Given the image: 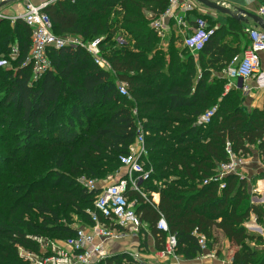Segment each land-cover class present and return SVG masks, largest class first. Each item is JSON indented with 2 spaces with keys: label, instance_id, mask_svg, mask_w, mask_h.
Instances as JSON below:
<instances>
[{
  "label": "trees",
  "instance_id": "obj_1",
  "mask_svg": "<svg viewBox=\"0 0 264 264\" xmlns=\"http://www.w3.org/2000/svg\"><path fill=\"white\" fill-rule=\"evenodd\" d=\"M169 0H56L46 8L59 36L92 41L104 36L100 47L111 64L101 68L83 47L49 49L51 67L36 82L32 66L24 64L32 48L31 29L22 20H0V85L6 120L21 129L19 143L2 137L0 159V264H34L20 254L42 252L38 238L66 241L75 236V223L92 224L100 188L89 190L81 177L103 182L121 166L139 127L145 131L152 177L142 184L141 221L164 246L167 234L155 223L162 214L177 237V253L193 257L219 245L224 236L234 249L233 264H264L262 235L250 233L246 222L254 214L264 228V205L251 201V181L237 173L218 179L217 162L255 151L264 164V107L244 109L243 92L224 95L226 78L220 73L247 48L215 34L196 54L163 40L150 26ZM240 27L242 22L232 18ZM226 31H230L228 27ZM230 35H234L233 33ZM123 36L126 44L118 45ZM234 38V37H233ZM19 55L10 56L13 44ZM168 44L167 46H164ZM4 75V76H3ZM127 84L129 95L119 92ZM214 105L209 124L198 118ZM10 118V119H9ZM264 177V169L259 175ZM257 177V179L259 178ZM252 181H255L253 179ZM224 185V186H222ZM159 193V202L152 193ZM134 262L130 254L113 255L100 264Z\"/></svg>",
  "mask_w": 264,
  "mask_h": 264
},
{
  "label": "built area",
  "instance_id": "obj_2",
  "mask_svg": "<svg viewBox=\"0 0 264 264\" xmlns=\"http://www.w3.org/2000/svg\"><path fill=\"white\" fill-rule=\"evenodd\" d=\"M56 0L42 1L40 3L28 2L23 11L18 14H7L0 8V18L22 20L29 26L32 33V48L24 64L32 66L33 74L31 83L38 81L51 67L48 55L49 49L60 50L65 46L74 48L83 47L93 56L94 61L103 69L110 70L111 64L101 50V43L105 37L92 41H84L82 37L59 36L53 31V22L45 8ZM225 5L223 0H216ZM257 4L256 14L264 19V0H247ZM7 0H0V7ZM201 4V3H200ZM197 0H169L167 9L151 20L150 26L157 35L165 40L175 34L181 38L182 46L192 53H198L204 44L215 34L218 25L210 17L212 10L201 6ZM203 5V4H202ZM194 15V19L191 16ZM211 19V20H210ZM249 35L250 44L241 55H235L229 66L221 73L227 83L224 95L233 89L243 92L250 91V82L255 80L258 87L264 89V70L261 68V54L264 53V29L258 26H244ZM118 45L126 44L123 36L117 37ZM19 55L18 44L12 46L11 57ZM120 94L129 95L126 83L117 81ZM218 105H214L203 113L197 120L198 125L209 124L218 112ZM129 153L120 157L121 166L108 179L100 183L95 179L81 177L80 182L89 190L100 188L94 202L96 211H89L92 224L76 227L75 236L66 241H45L38 238L42 252L25 250L20 247V254L34 264H100L113 256L112 251L106 248L105 242L122 240L125 237L138 238L148 232V227L141 221L137 212L139 201L131 197V192L136 191L146 198L142 184L152 177V168L148 167L143 157L147 155L145 146V131L139 127L135 142L130 146ZM229 159L217 162L216 177L218 179L232 173L239 174L246 166V156L236 155L228 144ZM224 186V185H222ZM156 193H152V200ZM159 194V193H158ZM156 228L166 233L164 246L157 250L159 259L178 260L181 255L177 253V237L170 232L169 225L162 214L155 223ZM264 240V229L261 232ZM203 251L209 249L204 236L200 239ZM134 262L122 264H152L140 257L139 253H130ZM124 262H127L126 260ZM180 264V263H176Z\"/></svg>",
  "mask_w": 264,
  "mask_h": 264
},
{
  "label": "crops",
  "instance_id": "obj_3",
  "mask_svg": "<svg viewBox=\"0 0 264 264\" xmlns=\"http://www.w3.org/2000/svg\"><path fill=\"white\" fill-rule=\"evenodd\" d=\"M8 1L10 0H7V2ZM242 1H243L244 6H242L241 8H244L252 13H256L255 11L257 8V4L255 2L253 1L248 2L247 0H242ZM7 2L5 4H8ZM223 2L225 6L230 7V8H236L239 6L233 2H229L228 0H223ZM212 11H213L212 15L210 16L212 20L211 19L210 20L211 21L214 20L213 22L214 24L218 25V28L225 27L226 19L228 18L230 19V16L223 14L224 22L219 23L220 16H221L219 15L220 13L217 14L216 11L214 10ZM194 17L195 16L192 15L191 19H194ZM240 21L242 22L243 26H246V25H250L253 27L257 26L252 20H250L249 22H245L242 20ZM173 35L176 39L179 38V37L177 38L174 33ZM226 40H228L229 42H233V41L236 42L235 38L232 39V37L230 36L227 37ZM242 42L243 43H240L242 47H245V45L247 46L250 44L249 39H247L246 42L245 41H242ZM176 44L178 46H182L181 39H178V41L176 40ZM261 67L264 68V53L261 54ZM250 87H251V90L249 91L250 94L247 97L246 102L243 103L244 109H251L253 107L263 108L264 107V89L259 88L255 80H252L250 82ZM255 155L257 159L261 162V159L257 152H255ZM246 161L248 160L246 159ZM256 191L259 192V194H263L261 200H264V179L260 180L256 188ZM155 199L157 202H159L158 193L155 195ZM247 226L252 228V230H254L251 232H260L259 234L262 235L261 232L264 228L262 225L257 223L256 216L254 214L250 217V220L246 222V227ZM221 240H222L221 247L219 244L215 246L214 248L212 249L209 248L203 251V253L199 255H194L193 257H186V256L181 255L178 260H175L173 258L171 259L167 258V259L161 260L157 256L155 258L152 256L153 254L150 255L148 252H146V249H148L150 253H152V251L156 252L158 250V248H156L155 237L151 234L149 228H148V232L140 235L138 238L125 237L118 243H115L113 241H108V242H105V246L106 248H109L112 251V255H120V254H125V253H128V254L139 253V255L146 262H150L149 260L153 259L154 262H152V264H176V263H180V264H233L232 256H233L234 249L231 248L229 241L224 236L221 237ZM132 243H136V244L133 245Z\"/></svg>",
  "mask_w": 264,
  "mask_h": 264
},
{
  "label": "rangeland",
  "instance_id": "obj_4",
  "mask_svg": "<svg viewBox=\"0 0 264 264\" xmlns=\"http://www.w3.org/2000/svg\"><path fill=\"white\" fill-rule=\"evenodd\" d=\"M42 1H49V0H10V1L7 2L8 4H4V6L0 7V8H4L7 14H12L13 15V14H18V13L22 12L24 7L26 6V4L28 2L40 3ZM228 1L239 5L238 7L244 6L242 0H228ZM200 5L204 6L202 4H200ZM204 7H206V6H204ZM206 8H208V7H206ZM218 13L219 12H217V14ZM219 15H221L219 23L224 22L223 14L220 13ZM1 19L2 18H0V20ZM4 19L5 20H9L12 24H14L16 22V21H13L12 19H9V18L8 19L4 18ZM228 19H226L225 29L223 30V32L219 33V35L223 36V35H225V32H226V33L229 34L230 37H232V39H234L235 36H236L240 40L241 43H243L242 41L246 42L247 39H249V35L248 34H243L241 29H240V27H238L236 24H232L230 22L231 19H229V20ZM228 27L230 28L231 32L226 31V29ZM230 33L231 34L233 33L234 35L232 36V35H230ZM178 39H181V38H178ZM178 39H177V41H178ZM13 45H16V43H14ZM167 45L168 44L165 45V43H164V46H167ZM10 56H11V54H10ZM0 66L4 67L5 69H12V64L8 60L0 61ZM262 69L264 70V68H262ZM4 93H5V86L0 85V147L2 145H4V143H5L6 147L14 146V144H12V142H10V141L8 142V144H6V141L2 137H9V138L14 137V142L15 143H17V142L19 143V141L21 139V135H22L20 126H18V124L12 123V122L6 120V117H7L6 116V107L7 106H5L4 103L2 102ZM249 94H250L249 91L243 92L242 102H246L247 97L249 96ZM4 155L5 154H4L3 150H2V148H0V159H2ZM246 159L248 160V161H246L247 164L242 170H240L239 174L241 176L247 177L251 181V201L253 203H256V204H259V205H264V200H261L263 194H259V192L256 191V188H257L260 180L264 179V177H262V178L259 177V175L262 173V171L264 169V164L261 163L257 159V157L255 155V151L252 153V155L246 156ZM257 177H259V178L257 179ZM107 179H105V180H107ZM253 179H255V181H252ZM108 180H109V182L112 181L110 179H108ZM74 225H75V227L87 226V224L81 223V222H78V221ZM247 229H248V231L250 233H254L256 235H260L259 234L260 232H251V231H254V230H252V228H250L248 226H247ZM51 241H56V240H52L51 239ZM119 241H121V240H116V241H113V242L118 243ZM132 244L135 245L136 243H132ZM221 246H222V240L220 242V247ZM146 252H148L150 255L153 254L152 256L155 257V258L157 256V251L156 252L152 251V253H150L148 251V249H146ZM149 261L151 263L154 262L153 259L149 260ZM130 262H131V260H128L127 262H124V260H123L122 263H130Z\"/></svg>",
  "mask_w": 264,
  "mask_h": 264
},
{
  "label": "water",
  "instance_id": "obj_5",
  "mask_svg": "<svg viewBox=\"0 0 264 264\" xmlns=\"http://www.w3.org/2000/svg\"><path fill=\"white\" fill-rule=\"evenodd\" d=\"M197 1L214 11L228 15L232 18L242 20L245 22H249L250 20H252L258 27L264 29V19L256 13H252L241 7L230 8L221 4L216 0H197Z\"/></svg>",
  "mask_w": 264,
  "mask_h": 264
}]
</instances>
